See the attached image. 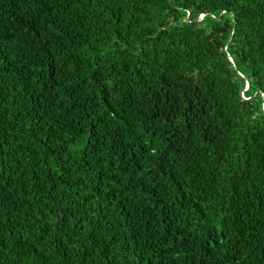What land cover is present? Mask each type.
<instances>
[{
    "label": "trees",
    "instance_id": "1",
    "mask_svg": "<svg viewBox=\"0 0 264 264\" xmlns=\"http://www.w3.org/2000/svg\"><path fill=\"white\" fill-rule=\"evenodd\" d=\"M0 264H264V0H0Z\"/></svg>",
    "mask_w": 264,
    "mask_h": 264
},
{
    "label": "rangeland",
    "instance_id": "2",
    "mask_svg": "<svg viewBox=\"0 0 264 264\" xmlns=\"http://www.w3.org/2000/svg\"><path fill=\"white\" fill-rule=\"evenodd\" d=\"M201 18H202V17H200L198 20H201ZM198 20H197V21H198Z\"/></svg>",
    "mask_w": 264,
    "mask_h": 264
}]
</instances>
